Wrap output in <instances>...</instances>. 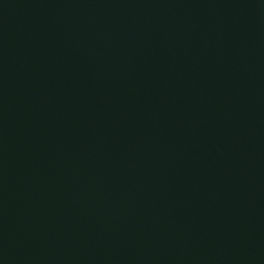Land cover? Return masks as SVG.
Instances as JSON below:
<instances>
[{"label":"water","instance_id":"water-1","mask_svg":"<svg viewBox=\"0 0 264 264\" xmlns=\"http://www.w3.org/2000/svg\"><path fill=\"white\" fill-rule=\"evenodd\" d=\"M0 264H264V0H0Z\"/></svg>","mask_w":264,"mask_h":264}]
</instances>
